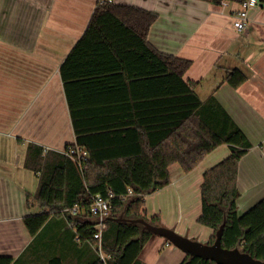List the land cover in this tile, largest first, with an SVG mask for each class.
Here are the masks:
<instances>
[{
  "label": "crops",
  "instance_id": "0c3cea01",
  "mask_svg": "<svg viewBox=\"0 0 264 264\" xmlns=\"http://www.w3.org/2000/svg\"><path fill=\"white\" fill-rule=\"evenodd\" d=\"M98 1L0 0V256L11 257V264H90L99 255L92 239L80 237L76 222L85 218L78 214L52 213L35 234L24 220L44 210L36 199L39 174L25 165L29 144L62 152L76 142L61 65ZM110 1L157 12L149 43L192 60L185 79L199 82L202 99L214 93L252 141L238 171L237 210L243 214L264 198V6L251 9L238 30L240 3L233 0ZM236 67L248 76L237 88L223 80ZM229 154V145H220L190 172L173 163L171 182L145 196L147 219L158 215L160 225L210 242L213 228L198 221L201 185L204 172ZM186 256L156 234L139 254L147 264H181Z\"/></svg>",
  "mask_w": 264,
  "mask_h": 264
},
{
  "label": "trees",
  "instance_id": "16d2710c",
  "mask_svg": "<svg viewBox=\"0 0 264 264\" xmlns=\"http://www.w3.org/2000/svg\"><path fill=\"white\" fill-rule=\"evenodd\" d=\"M259 2L264 6V0ZM158 16L139 6L98 1L84 35L61 65L76 134V142L66 148L83 146L89 158L80 169L63 152L29 144L25 165L39 174L36 199L44 210L26 216L25 224L35 234L52 213L78 205L77 214L85 218L76 222L80 237L92 239L96 247L101 242L108 255L105 260L97 255L90 264H147L139 254L153 233L140 223L114 218L147 219L145 196L171 182L173 163L190 172L228 144L230 154L204 172L198 221L213 228L210 243L225 221L222 245L264 260V198L241 215L237 210L239 164L253 143L214 93L202 99L199 82L185 79L192 60L149 43ZM247 79L236 67L223 80L237 88ZM95 194L109 197L112 207L101 241L88 219ZM159 220L158 215L150 219ZM11 262L0 256V264ZM181 264L218 263L187 254Z\"/></svg>",
  "mask_w": 264,
  "mask_h": 264
},
{
  "label": "water",
  "instance_id": "95a60500",
  "mask_svg": "<svg viewBox=\"0 0 264 264\" xmlns=\"http://www.w3.org/2000/svg\"><path fill=\"white\" fill-rule=\"evenodd\" d=\"M114 219L140 223L143 225L145 230L166 238L169 242L191 256H199L205 259H210L218 264H264L263 259L256 258L251 253L244 251L238 246L234 248H226L222 245V233L226 224L225 221L216 232L215 240L210 243L190 238L179 233L174 228L152 223L144 217L127 218L119 216Z\"/></svg>",
  "mask_w": 264,
  "mask_h": 264
},
{
  "label": "built area",
  "instance_id": "2783aa9c",
  "mask_svg": "<svg viewBox=\"0 0 264 264\" xmlns=\"http://www.w3.org/2000/svg\"><path fill=\"white\" fill-rule=\"evenodd\" d=\"M259 5V0H244L242 3H240L239 9L234 15V26L238 30H243L246 27L247 21L249 19L250 10ZM62 152L68 157L72 158L80 169L83 167L84 160L89 158L88 149L78 144L69 145L67 148H64ZM128 194H133V190L129 189ZM110 195L113 196V193L110 192ZM111 208L112 207L109 197H106L102 194H95L92 196V202L88 211L90 212L91 217L97 220L95 223V228L97 229V231L94 233L95 239L101 241L105 220L111 215ZM65 210L72 214H77L79 211V206L76 205L73 208H67ZM97 250L101 258L105 260L108 255L103 251L101 242H99Z\"/></svg>",
  "mask_w": 264,
  "mask_h": 264
},
{
  "label": "rangeland",
  "instance_id": "374dc122",
  "mask_svg": "<svg viewBox=\"0 0 264 264\" xmlns=\"http://www.w3.org/2000/svg\"><path fill=\"white\" fill-rule=\"evenodd\" d=\"M215 236H216V233H215Z\"/></svg>",
  "mask_w": 264,
  "mask_h": 264
}]
</instances>
